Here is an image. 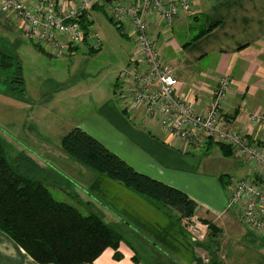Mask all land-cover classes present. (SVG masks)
Segmentation results:
<instances>
[{
	"label": "crops",
	"instance_id": "crops-1",
	"mask_svg": "<svg viewBox=\"0 0 264 264\" xmlns=\"http://www.w3.org/2000/svg\"><path fill=\"white\" fill-rule=\"evenodd\" d=\"M192 3V14L180 15L172 27L161 25L158 20L151 25L162 58L175 69L179 80L177 91L202 112L218 82L228 78L231 84L223 103V124L258 139L264 147V125L259 120L264 116V0H192ZM20 29L0 14V36L9 42L17 40L18 33H22ZM201 33L205 34L195 40ZM103 116L94 119V126L101 135L106 130L113 136L118 150L113 153H120L138 172L184 191L197 202L198 217L207 224L218 225V233L210 230L206 241L194 243L189 226L172 209H158L147 198L83 164L60 168L69 178L60 193L68 191L74 199L68 197L66 201L57 193L59 200L84 214H98L123 236L119 249L122 260H116L114 250L107 249L94 264H201V257L221 252L216 240L223 246L226 244V251H245L243 244L238 247L239 244L231 243L232 237L252 234L245 233L239 211L227 210L228 202L219 196L215 197L218 206L200 197L212 180L210 176L222 177L223 166L244 175L243 178L253 177L257 167L235 154L225 157L220 144L212 141L189 151L181 140L166 137L159 123L147 121L142 113L126 115L122 109L111 123L105 121L110 112ZM82 129L94 134L91 129ZM98 139L101 141V137ZM213 150H219L217 157H213ZM229 183L225 182L228 194ZM77 198L90 210L82 208ZM250 236L255 243V236L264 238V233ZM260 245L264 247L263 242ZM136 257L139 263H135ZM227 258L224 264H231ZM212 260V264H218L215 257ZM0 264L40 263L0 231Z\"/></svg>",
	"mask_w": 264,
	"mask_h": 264
},
{
	"label": "built area",
	"instance_id": "built-area-1",
	"mask_svg": "<svg viewBox=\"0 0 264 264\" xmlns=\"http://www.w3.org/2000/svg\"><path fill=\"white\" fill-rule=\"evenodd\" d=\"M102 8L111 19L123 25L129 21L126 27H132L134 50L116 79V100L123 112L142 113L147 121L158 122L166 137L181 140L189 151L212 141L257 167L253 177L232 179L227 210L239 211L246 230L264 233V147L258 139L222 122L231 81L221 79L207 108L198 112L177 91L175 69L162 58L151 30L154 21L170 28L180 15L192 14V0H0V14L18 24L28 40L55 59L76 53L86 40L101 51L103 45L91 32L93 26L87 36L84 25ZM259 120L264 125V116ZM189 221L191 239L198 243L204 239L205 226L198 216Z\"/></svg>",
	"mask_w": 264,
	"mask_h": 264
},
{
	"label": "rangeland",
	"instance_id": "rangeland-1",
	"mask_svg": "<svg viewBox=\"0 0 264 264\" xmlns=\"http://www.w3.org/2000/svg\"><path fill=\"white\" fill-rule=\"evenodd\" d=\"M106 13L110 16L107 9L94 11L92 22L88 23L90 25L92 23L94 28L91 32L99 36L103 45L100 52L93 54L89 52L94 48L87 45L88 40L76 53L55 59L35 48L22 29L20 30L23 34L19 32L17 40L13 39L9 42L7 38L0 36V50L4 49L15 54L17 60L21 62L26 86V99L8 95L7 90L11 88L9 82L14 77L15 68L9 72L0 70V139L6 158L18 174L23 173L24 169L27 170L16 161L23 152L41 165H46L45 176L39 174L36 176L58 200L59 194L66 201L68 197L70 200L74 199V195L68 191L61 190L60 193L59 189L65 188L64 186L69 182V178L60 168L66 169L76 164H83L68 155L61 146L62 139L71 130L77 127L91 129L94 132L92 136L101 137V141L97 139L110 150L112 149V152L114 149L118 151L111 139L113 136L106 130L101 135L94 126V119H103L104 113L110 112V116L105 121L111 123L110 121L117 118V112L122 113L123 106L116 100L115 95L116 79L130 60L134 44L130 31L132 27H126L131 25L130 22L123 25L112 18L114 22L112 24ZM159 24L163 23L159 22ZM117 25L121 28V33ZM218 151L213 150V157L219 155ZM117 156H120V153ZM220 174L222 177H209L212 180L208 181L206 189L201 192L203 197H200L206 202H213L216 206H218L215 202L217 196L229 203L228 187L225 182L229 180L231 186L232 179H244V175L241 176L224 166ZM197 192L200 193L199 187ZM77 199L82 208L90 210L85 202ZM77 201L74 200L75 204ZM202 224L205 226L202 229L204 239L200 242L208 239L210 230L212 233H218V225L211 224L213 227L210 228V225ZM247 232L257 234L246 230L245 233ZM250 235L235 236L231 239L233 245L239 244L238 247L244 245L246 248L244 252H235L234 249L226 251V244L223 246L221 241L216 240L218 250L221 252L219 255L201 257V264H212L213 257L218 264H224L226 256L231 264H264V258L261 257L264 256L262 255L264 247L260 245V242L264 244V238L255 236L257 241L253 243L251 239L254 238H250L252 237ZM230 247L232 248V245Z\"/></svg>",
	"mask_w": 264,
	"mask_h": 264
},
{
	"label": "trees",
	"instance_id": "trees-1",
	"mask_svg": "<svg viewBox=\"0 0 264 264\" xmlns=\"http://www.w3.org/2000/svg\"><path fill=\"white\" fill-rule=\"evenodd\" d=\"M92 26V23L84 25L87 36ZM116 27L121 33V28ZM204 34L201 33L195 40ZM37 49L44 52L41 48ZM89 52L100 51L90 49ZM17 58L15 54L0 50V70L9 72L15 68L14 77L8 81L11 88L7 93L26 99L23 67ZM61 146L80 163L147 198L158 209H172L187 226L190 219L198 216L197 202L184 191L138 172L82 128L71 130L62 139ZM219 148L227 158L234 154L222 144ZM16 161L27 170L20 174L15 172L0 139V231L40 264H94L107 249H113L114 258L122 260L119 249L123 236L117 230L98 214H84L75 206L58 200L37 178L36 174L45 176L46 166L33 157L23 152ZM207 225L213 227L211 223ZM134 261L139 263L137 257Z\"/></svg>",
	"mask_w": 264,
	"mask_h": 264
}]
</instances>
